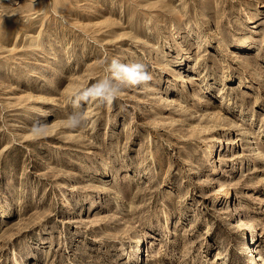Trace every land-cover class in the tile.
Listing matches in <instances>:
<instances>
[{"label": "rangeland", "instance_id": "1", "mask_svg": "<svg viewBox=\"0 0 264 264\" xmlns=\"http://www.w3.org/2000/svg\"><path fill=\"white\" fill-rule=\"evenodd\" d=\"M105 79L114 103L84 95ZM255 258L264 0H0V264Z\"/></svg>", "mask_w": 264, "mask_h": 264}, {"label": "clouds", "instance_id": "2", "mask_svg": "<svg viewBox=\"0 0 264 264\" xmlns=\"http://www.w3.org/2000/svg\"><path fill=\"white\" fill-rule=\"evenodd\" d=\"M109 71L115 79H124L131 87H147L153 79L146 65L138 62L124 63L115 57L111 60ZM121 91H125V89L114 88L105 79L91 83L84 95L93 99H102L107 104H112L120 97ZM75 125L76 122L72 121L69 127H75Z\"/></svg>", "mask_w": 264, "mask_h": 264}, {"label": "bare ground", "instance_id": "3", "mask_svg": "<svg viewBox=\"0 0 264 264\" xmlns=\"http://www.w3.org/2000/svg\"><path fill=\"white\" fill-rule=\"evenodd\" d=\"M238 46H242V44H239ZM185 76H187V74H185ZM186 79H187V78H185V80H186ZM188 79H190V78H188ZM224 194H225V193H224ZM236 221H237V224H238L239 227H241L243 224L247 225V224L249 223V220H248V219H239L238 217H236ZM242 234H243V236L245 235L244 232H242ZM253 247H254V246L250 247V248L252 249L251 252H252V253L257 252L256 247H255V249H253ZM137 250H139V248H134V249H133L134 252L136 251V254H139V253L137 252ZM140 255H141V260H142V257H143V255H142V248H140ZM252 262H253V264H256V263H257V259H256V258L253 259Z\"/></svg>", "mask_w": 264, "mask_h": 264}]
</instances>
